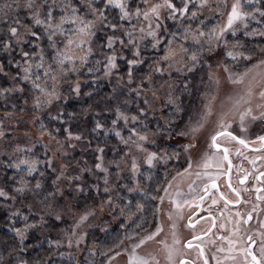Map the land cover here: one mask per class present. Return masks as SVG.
<instances>
[{
    "label": "snow or ice",
    "instance_id": "6c2138e0",
    "mask_svg": "<svg viewBox=\"0 0 264 264\" xmlns=\"http://www.w3.org/2000/svg\"><path fill=\"white\" fill-rule=\"evenodd\" d=\"M148 0H144V3L147 4ZM224 6L226 5V0H222ZM249 3L252 0H248ZM192 3L197 9L196 11H191L189 19H196L198 12L207 7L210 11L213 10V5L211 0H199V4H195L194 0H182V6L177 7L173 0H163V3L153 4L147 10H143L140 7H137L135 13H132L125 0H0V45L3 46L4 50H9L13 47V43L16 45H23L30 42L29 38H35V40H40L41 34L35 31L36 28H40L43 31V36L47 40L48 52H45L44 48H39V51H25L23 47L20 49V54L22 58V64L17 62V68L22 73L19 76V80L23 83L30 84V91L33 93V115L39 113L41 110L50 108L54 102L59 101L62 98V92L59 88V84L65 81V78L69 73H77L82 68L88 65L89 57L93 54L92 42L97 35V30H103L105 28L111 29L113 35L107 36V48L113 49L114 40L119 39V43L122 46L131 45L133 51L134 59L127 60L128 69L127 77L128 84L131 85L134 83L133 73L136 71V66L143 64L144 60L141 59L140 45L146 38L151 37V46L153 49H156L161 43L159 39L158 30L161 28L160 23V10L166 8L169 10L168 18L175 20L177 15L183 17L189 11V4ZM102 5V6H101ZM109 7L117 8L120 12V21L127 20L131 23L132 16L135 15L137 18L143 16L145 21H148L147 31L144 27L139 28L140 35H136V26L132 25L131 31H125L124 36L127 37V40L118 38L115 35L116 29L123 27L122 24L112 23L108 21L106 12ZM220 3L215 5V10H220ZM58 10V14H57ZM24 13V19L21 18V13ZM259 12L261 17H264V10L253 9L252 11L246 10L245 5L242 3V0H234L231 5V10L227 14V22L224 25L216 24L209 31H204L201 27H196L194 30L192 25H188L183 31V40L186 42L191 39L192 43L198 46L197 51H192L191 48L186 47L184 43H180L179 49H174L172 47L173 41H168V48L165 50L162 57L163 61L168 62V68H172L174 63H180L179 60H176L177 53L182 54V57H189L192 61L190 66H187L188 72H192L197 64L199 63L198 53L205 50L211 52L214 48L220 46V42L224 40L225 48H227V41L225 40L226 34L230 31L233 36L236 35V32L240 27L248 29L249 19L255 20V13ZM151 17V18H150ZM27 20L28 22H25ZM260 23V21H256ZM153 24L155 25L153 27ZM203 24V21H201ZM250 35H260L264 36V28H253L251 33H246ZM175 36V33H173ZM103 47V46H102ZM147 47V45H145ZM236 45H233L235 48ZM264 52V48L261 49ZM227 57L231 58L233 61H237L238 58L243 59L244 61L253 60V53L245 54L241 51L228 50L226 52ZM117 55L113 51L111 55L106 56L105 64V76H110L112 70L117 68L116 63ZM11 63V61H10ZM99 63V61H97ZM211 65H209V68ZM244 71L242 72H229L228 67L225 66L224 71L228 72V82L233 85H243L242 92H238L235 96H228V101L230 105L226 110L222 111L216 121V131L211 136L210 147L216 149L211 155L205 153L200 160L195 162V167L197 169H204L205 171H196L192 172L193 169V160L191 156L187 158V167L183 168L181 171L178 167L175 175H172L169 179V176L166 174L164 180L166 181V186L162 187L164 196L153 195L151 199L159 200L163 203L165 196L169 197L170 203L174 206V210L177 214V219L182 218V211L185 205H189L191 202L199 201L197 204L198 207H201L205 197L209 196L211 189H216L219 191L216 184V179L219 175L225 173H217L215 176L208 173L206 170L209 167H215L217 169L224 168V162L227 161L228 172L231 171L232 162L229 159L231 151H235V154L238 156H244V159L249 160L254 167L256 166L257 160H264V135H258L255 141H250L247 136H242L239 134H234L233 123L235 122V117L238 116L239 130L240 133H244L248 130V126L256 121L264 122V58L256 60L255 63L249 65H243ZM0 71H3V68L0 67ZM88 71L92 72V68L88 67ZM153 71L159 76H163L165 69L162 65H159L153 69ZM177 71H180L178 68ZM13 79H16L14 77ZM209 79L212 80L213 76L209 73ZM215 83L219 84V79L215 80ZM155 82L153 80V73L149 72L142 75L139 78V84L136 90L137 96L145 93L146 91L151 92L152 101L145 96L143 100L144 105L155 104L157 100L162 101L161 108L165 105L171 106L175 112L179 113L181 111L180 105V96L174 95L173 91H168L164 97L158 95L160 89L167 86L168 89H178L181 86L178 84H172L165 81L161 83L159 87H155ZM184 89L188 87L187 83H184L182 86ZM25 91L24 87L21 84H16L11 88L0 89V95L9 92H20ZM71 91L76 95L80 94V85L77 81L75 86L71 88ZM215 100V96H212L208 103L204 107V111L200 113L199 119L195 124L189 122V131H181L178 134L187 137L189 133H195L205 127L208 118L212 115V103ZM255 103L253 107V102ZM27 103V100L25 101ZM23 111V109H22ZM156 109H152L153 115L155 114ZM62 113H57L56 116L51 117V119L60 120L62 118ZM140 115L146 116L147 113L143 108L140 109ZM38 120L39 117L37 116ZM123 119L125 124L129 122V117L117 110V120ZM117 120H113L112 123L115 125ZM131 121L136 123L138 121L137 116H132ZM35 122V121H34ZM174 123V120L171 116L165 119L164 124L161 125L157 122V127L155 130H149L147 125H144L143 130H138L136 128L130 129V135L123 142L126 145H130L129 152H131V146H134L140 152H146L145 162L149 167H154L157 162L167 164L169 160L173 157L179 158V152H173L172 155H169L167 150L162 152L151 151L149 152L144 144L147 143H156L155 139L150 140L151 137H157L158 135L163 138L162 134L171 133V125ZM39 128L41 135L47 132L45 125L41 122L39 123ZM96 128H102V125L97 123ZM59 131V129H57ZM64 132L67 134V139L69 141L75 139L80 140L82 137L79 134H73L69 128H65ZM116 136L121 137V133L116 131ZM52 140H55L57 148L56 151H61L64 148V145L56 139L51 133H48ZM4 133L0 132V137H3ZM223 138V141H221ZM259 142V148H253L252 151L260 152V155H257L251 159L248 156L244 155L242 149L249 148L250 143ZM222 142L225 145L221 152ZM69 147H74V145L69 144ZM185 152L188 151L192 144L182 145ZM19 151L20 149L17 148ZM26 151L31 152L32 149L28 148ZM99 151H103L100 149ZM61 154H66L61 151ZM101 159V158H98ZM38 161L34 159L23 158L20 159L16 164L12 165L18 170H23L27 175H32L34 171L37 170L36 165ZM49 167L52 166L51 159L47 160ZM24 166L21 169V166ZM117 168H120V165H116ZM183 167V166H180ZM95 168L101 172L107 174L108 169L103 166L102 159L101 163H97ZM131 170L135 174L138 172V164L133 157ZM238 171H243L244 176L240 178L239 183L241 185L245 184L248 176L251 174L246 169L238 168ZM43 175V173H41ZM65 173L63 170L60 171V174L53 181V184H56ZM195 175L196 179L191 180L188 184L189 192L186 195L177 188L174 194L169 193V189L172 188L174 181H181L185 179H190ZM70 180H79L80 177L77 175L75 177H70ZM256 180L264 183V172H261L258 176L255 177ZM19 187L15 189L17 193L24 194L27 191H31L28 188V181H25L23 178L20 179ZM104 192L108 193L110 188L108 186L107 175L104 179ZM42 185L39 181L35 184V189H41ZM228 187L235 194L236 199L231 200L225 197L223 193H220V199L224 200L225 210L221 211L220 218L221 222L218 227L223 232L228 233V235H220L216 237V240L221 241V244L216 245V253H223V256H217L213 254L212 259L216 264H226V262H231V264H264V221L259 222V229L254 230L250 221L253 219V212L257 211L258 205H253L251 211L246 213H241L236 211L234 214L230 209H228L229 204H239L242 202V192H248L249 189H237L233 187L231 180L229 179ZM77 191H83V188L79 185H76ZM161 187H157L159 192ZM129 192L140 191L142 195H146L141 188L137 185L136 187L128 188ZM203 191V195L200 192ZM256 199L258 201L264 200V189L257 188ZM56 192H60L63 195V192L60 190L59 186L56 188ZM195 193V195H192ZM48 195L54 196L55 193H49ZM0 197L9 198L8 194L0 189ZM46 199V198H45ZM212 204L217 203V199L212 197ZM111 197H109L108 203H111ZM248 203V201H243ZM45 207H48L46 204ZM137 210L142 211L143 205L137 203ZM123 211V210H122ZM159 211V209H157ZM227 212V216H225ZM50 215H54V218L57 221L63 219L61 213L59 212H50ZM92 212H85L81 215L76 223L72 226L71 230L67 233V247L72 248L73 245L79 249L80 244L84 242L86 233H78V229L81 228L83 224L88 220L89 216L93 215ZM19 211L13 212L12 216H19ZM169 220L173 219L172 214L168 216ZM212 219V226L217 227L216 218L209 216ZM22 219L26 222L28 220L27 216H23ZM41 222L44 221V217H40ZM36 224L25 223L23 228H13L15 237L18 240V246L13 247L9 250L8 255L9 259L4 261L0 258V264H29L25 259L16 256L13 258L14 252H24L26 245L24 244L25 240L28 238L27 233L30 229L36 228ZM140 225H137V228H140ZM188 227H195L192 223L191 217H189ZM177 225L175 222L171 224V243L167 240L158 241L162 245L164 252V260L166 264H198L200 260L203 261V264H209L208 258L205 256L204 247L202 246L204 241L201 235L193 234V240H200V244L193 245L192 241L183 242L177 235L176 232ZM146 231V230H145ZM163 231V228L157 224L154 231H146L145 235H140L139 232H132L126 234L124 239L132 241L130 244V251L126 248L123 249V252L128 254L127 264H160V260L155 255L141 256L138 254L137 249L141 248L149 241H155L156 237L160 235ZM208 232H211V229H208ZM207 233H204L206 235ZM123 239L118 240L113 246L109 247L107 250H101V255L106 257L104 264H111V261L117 256H120L122 252L114 251L115 248H119L123 244ZM214 245L216 241H211ZM57 247L62 246L61 241L57 240L55 242ZM226 244V247L224 246ZM185 249H195L196 257L189 259V254ZM109 253H113L109 255ZM96 253L89 250V257L94 258ZM44 264H51V257L44 262ZM78 264V262H74ZM88 264H95L93 259L88 260Z\"/></svg>",
    "mask_w": 264,
    "mask_h": 264
},
{
    "label": "rangeland",
    "instance_id": "374dc122",
    "mask_svg": "<svg viewBox=\"0 0 264 264\" xmlns=\"http://www.w3.org/2000/svg\"><path fill=\"white\" fill-rule=\"evenodd\" d=\"M178 1L180 2L177 3ZM125 2L127 3L129 10L132 13H135L137 7H140L142 11L147 10L153 4L163 3V0H148L147 4L144 3V0H125ZM211 2L213 5V10L210 11L207 7L201 9L197 14L196 19H189L191 13L189 14L187 13L188 18L184 20L181 24H178L173 31L169 29V23L174 21H180L181 16L177 15V18L175 20L170 19L168 18L169 10H167L166 8H162L160 10L161 28L158 30L159 39L161 43L158 45L156 49H153L150 42L152 38L148 37L143 42H141L140 45L141 59L143 60L147 59L148 57L147 56L145 57L144 55L150 54V51L152 50L154 51L155 54L160 55L157 56L155 59H153L154 62L149 64L150 70L144 73V74H147L149 72L153 73V80L155 82L154 86L159 87V85L161 83H165V81H167L168 83L178 84L181 86L178 89H168L167 86H165V88L160 89V91L158 92V95H160L161 97H164L168 91H173L174 95H179L180 96L179 102L181 105V111L179 113L175 112V110L171 106L165 105L163 108H161L162 101L160 100H157L155 104H151V103L150 105L143 104V100L145 99V96H147L150 101H152V96L150 91H146L145 93L137 96V92L135 90L137 89L139 84L137 83L138 82L137 75H133L134 83L129 85L127 70L122 71L121 70L122 68H120L121 76L117 74V72H119L118 70L119 65L123 64L125 66L127 60L130 59L129 56H131V59L136 58L133 56L134 50L132 49L131 45L122 46L119 43V39L114 40L113 49H111L110 53L106 54V56L111 55L112 52L114 51L117 55V59H116L117 68L112 70V74L110 76H107V80H111L110 79L111 77L117 78L114 79V83L116 85L113 89L116 92L115 93L116 103H118L114 120H117L118 109L120 112L126 114L129 117V122L127 124H125L123 119H119L117 120L116 123L117 127H115V125H113L112 123V125H108L107 128H105L107 131L110 132L111 130L110 127H114V131L116 130L121 133V137H117L119 140L118 141L119 150L121 151V153L117 156V158L114 159V157L111 156L108 159L107 155L105 154V151L104 150L102 152L99 151L100 148H98L97 146H93L95 144H91V147L88 148L87 145L84 144V142H82V139L84 140L85 137L82 134V132L77 130L73 132L71 131V128L69 126H64V123L59 124V126L54 130L49 131L47 129V132L41 135L40 128L37 127L35 123L36 122L38 123L43 119L42 115H38L39 117L38 120L36 119L37 114L30 115V114H26L24 111L15 114L10 113L3 115V118L0 121V132L4 133V136L0 137V174L1 171H3L2 166L5 165L6 161L9 162L10 159H12L13 165L17 163L16 160L19 161L20 159L23 158H28L30 160L34 159L38 161L36 165L37 170L43 168L44 165L46 164L45 169H43L41 172H49L53 176L55 175V179L60 174L61 170L64 171L65 173L64 177H62L59 181L56 182V184H54V188L55 187L57 188V186H59L60 190L63 192L64 189H65L64 191H66L68 190L69 187L73 186L72 183L79 185L80 187L83 188V191H77V188L73 187L72 188L73 193L69 197L64 192L63 195H61L60 192H56V189L54 190L55 193L54 196L47 195L45 197L44 195H40L43 196L42 198L43 201H47L49 205L53 204L52 207L46 208L44 210V213L41 215L44 217L43 223H45V221L48 219L47 214L53 211H57L61 214H65L70 218V222L68 219L63 220L69 223L60 226L58 230L59 233H57L54 236V238H51V236H49L46 239V241H48L51 246H54L57 249L58 251L57 259H69L78 262V264H88V260L93 259L95 261V264H104L105 260L101 258L98 247H101L102 244H100V242L106 239L105 238L106 235L109 232L113 231L114 229L117 230L119 227L122 229L123 232H126L128 228H131L128 233H132L134 232V228L131 225H129V223L131 224V222L134 221L136 227L137 225H139V223H141V220L136 219L140 210H137L136 207L137 201H135L136 198L132 196L133 193L137 195V193L139 192L136 191L131 193L128 191V188L136 187L137 185L139 186V188H141L140 179L144 177L143 176L144 172H146V175L150 174V178H151L153 175L160 173L159 170L162 169L163 173L161 174V178H162L161 182L163 183L164 186H166V181L164 180L165 175L167 174L170 179L172 175H175V172L178 167L180 168L181 171L183 170V168H186L187 158L189 156H191L193 160V169H192L193 173H195L196 171L204 170V169H197L195 167V162L200 160L205 153L211 155L208 151V144L211 141L210 137L216 131L217 118L219 114L222 111L226 110L227 107L230 105V101H228L227 99L228 96L230 95L235 96L238 92H242L244 87L243 85H233L229 83L227 79L228 72L224 71L225 66L228 67L229 72H232L231 69L232 67H234L233 65H230L234 63L230 62V58L227 57L226 52L228 50L240 51V44H241L240 40L241 38L243 39V37L240 34L237 35V33L240 32L239 30L241 29V27L236 32L235 36H233L230 31L226 34L225 40L227 41V48H225L224 40H222L220 42V46L214 48L211 52L207 50V47H205L204 51L199 52L198 53L199 63L192 72H188L187 70V66H190L192 63L189 57H183L181 59L182 54L178 52L176 56V60H179L180 63H174L172 68H168L167 66L168 62L163 61L162 57L164 55L165 50L169 46L168 41H173L172 47L174 49L178 50L180 43H184L185 46L191 48L192 51H197L198 46L193 44L190 38L186 42L183 40V31L188 25L191 24L193 30L199 26L204 31H209L216 24H220V25L226 24L227 14L228 12H230L231 5L234 2V0H226L227 6H224L222 0H211ZM173 3H175L177 7L182 6V0H173ZM194 3L199 4V0H194ZM217 3H220L221 5L219 11L215 10V5ZM242 3L245 5L246 10L249 11H252L253 9H260V10L263 9V7L260 5L259 0H252L251 3H249L248 0H242ZM133 4L134 6L132 9L131 6ZM191 4L192 3L189 4V7ZM116 10L119 12L118 9ZM196 10L197 9L193 6V11ZM106 15L107 17H109V14ZM201 21H203V24H201ZM119 22H121L120 24H122L123 27L117 28L115 35L116 37L125 40H127V37L124 36V32L131 31L132 25L136 26L137 36L140 35L139 33L140 27H144L146 31L148 28V21H145L143 19V16L137 18L135 15H133L131 19V23H129L127 20L125 21L119 20ZM260 25L262 28H264L263 21H260ZM154 26L155 25L153 24V27ZM105 30L111 32V35L113 34V31L111 29L105 28ZM173 33H179L180 38L178 40L174 38L173 39L168 38L169 36H173ZM105 38H107L106 35ZM94 39L93 41H95ZM34 44L36 48H38L37 51H39V48L42 47L41 44L37 40L34 41ZM147 44L148 46L145 47V45ZM233 45H236V47L233 48ZM253 51L257 52L256 49H254ZM90 57L88 63L90 62ZM158 64L162 65L165 69L163 76H159L153 71V69L157 67ZM209 65H211L210 68ZM178 68L180 69V71H177ZM82 70L83 68L79 72L72 74V77L74 75L76 76L75 77L76 79L72 81V85L71 83L66 85L64 81L61 82L59 84L60 90L62 91L64 86H66V88L71 90V88L75 86L77 81L79 82L80 86L82 83H86L89 80L88 78L89 75L92 73H89L87 69L86 72L84 73L85 78L81 80L79 76L81 75L80 73ZM242 71H244V69ZM103 73H105V66L103 67ZM209 73H211L213 76L212 80L209 79ZM70 75L71 73H69V76ZM122 77L127 78V80L124 83L123 81L121 82L119 81ZM216 79H219L218 85L215 83ZM122 83L127 88H129V86L131 87V89L127 91V94L122 95L121 93ZM184 83L188 84V87L186 89L182 87ZM91 85L93 86V84ZM122 96H124L125 99H123ZM212 96H215V100L212 103V115L208 118L205 127L199 130L198 132L195 133L190 132L187 137L183 135H179L178 133L181 131H185V132L189 131L190 121L191 124L193 125L195 124V122L198 120V117L200 116V113L204 111L205 105L208 103L209 99ZM120 102H123L124 105L121 104L119 105ZM256 102L258 101L254 100L253 107ZM52 108L54 110L55 103L53 104ZM141 108H143L147 113L146 116L140 115ZM153 108L156 109L154 115L152 113ZM83 113H85V111H83ZM132 116L138 117V121L136 123H133L131 121ZM169 116L176 119V123H178L177 128H173V125H171L170 135L162 134L163 138H161L160 135L154 138L150 136V140L155 139L156 143L155 144L147 143L144 144V147L149 152L151 151L162 152L163 150L166 149L169 155H172L173 152H179L180 157L179 158L173 157L171 160L168 161L167 164L157 162L154 167H149L145 162V157L147 153L138 151L134 146H131V152H129L130 145H126L123 142V140H126L129 137L130 129L136 128L142 131L144 125H147L149 130H155L157 127V122L163 125L165 119L169 118ZM66 120L70 121L68 119ZM75 120L76 119L74 118L72 121H70V123L74 122ZM235 120L238 122V116L235 117ZM61 122H64V120H62ZM88 125H89V121H88ZM60 126L61 128L64 129L69 128L74 135L79 134L82 138L78 141L75 139L69 141L67 139V134L64 132V130H62L63 136L60 133V131H57V129H59ZM86 132L87 134H89L90 137L88 126ZM175 132L177 134L173 135ZM48 133H51L53 136L56 137V139H58L61 142V144L64 145V148L61 151L66 154H61V151H56L57 148L56 142L55 140H52L50 138ZM7 135L12 136V139L8 140L6 138ZM91 140L93 141L92 138ZM69 144L74 145V147H69L68 146ZM185 144H192L193 147H191L190 149H188L187 152H185L182 147V145ZM120 145L124 147L122 148L120 147ZM17 148H19L20 150L18 151ZM28 148H31L32 151L42 150L43 157L51 159L52 166L49 167V165H47V162L35 158L34 155L30 154L31 152L26 151V149ZM177 149H180L181 151L179 150L177 151ZM94 150L96 152L93 154H95L96 156L95 159H93V164H89L88 167L87 166L84 167L80 162L82 161L83 157L87 154L88 151L94 152ZM80 151H82L81 153L82 156L79 159L73 161L66 160L67 154L69 156H74L76 155V153H79ZM133 157H135L139 169L138 172L135 174L131 170ZM98 158L102 159L103 166L108 169L107 174L95 168V165L97 163H101V159ZM117 164L120 165V168L116 167ZM84 171L92 172L95 176V181H98L99 183L94 184L93 186L86 184L84 178L85 176ZM77 175L80 177L79 180L69 179L70 177H75ZM105 175H107L108 186L110 188V191L108 193L104 192ZM195 179L196 177L195 175H193L190 179L183 180V182L179 180L174 181L172 188L169 189V193L174 194L177 188H179L180 191H182L187 195L189 192L188 184L190 183L191 180H195ZM29 189L36 190L35 188H29ZM37 191L39 190H36L34 193L39 194ZM51 193H53V191ZM192 195H195V193H193ZM9 196L12 198L13 203L17 204L15 194L14 195L10 194ZM161 196H164V192ZM109 197H111L112 200L111 203H108ZM76 199H80L81 202L75 208L74 203L76 202ZM126 199H128L127 202ZM94 202L96 204H94ZM190 206L191 203L189 205L184 206L182 211V218L180 219H184L186 217L187 211ZM130 207L132 208V210L134 209V211H132V214L130 216L125 217L124 213ZM158 209L159 211L157 215V224H159L163 228V231L160 233L159 236L156 237L155 241L147 242L141 248L137 249V252L141 256H148L150 254L155 255L160 260V264H166L164 260V252L162 249V245L159 244L158 241L167 240L169 243H171L172 237H171V231L169 229L171 228V224L173 222L177 224L179 222V219H177V214L174 210V206L170 203L168 196H165L163 203H161L160 201L158 202ZM85 212H92L94 214L89 216L85 224H83L81 228L77 230L78 233L80 232L86 233L84 242L80 244L79 249H77L75 245H73L72 248H68L67 233L76 223V220ZM170 213L173 216L172 220H169L168 218ZM123 219H126L128 223L123 227H121L120 224L123 223L122 222ZM96 237H98L99 240H101L98 244L95 242L94 239ZM57 240L61 241L62 246L60 247L56 246L55 242ZM131 243L132 241L128 242L126 239L123 242V245L125 244L123 249L127 248L130 251ZM46 245L47 244H45L44 246ZM90 249L96 253L94 258L89 257ZM122 250L120 251L122 252V254L120 256H117L115 259H113L111 261V264H127L128 254L126 252H123Z\"/></svg>",
    "mask_w": 264,
    "mask_h": 264
},
{
    "label": "trees",
    "instance_id": "16d2710c",
    "mask_svg": "<svg viewBox=\"0 0 264 264\" xmlns=\"http://www.w3.org/2000/svg\"><path fill=\"white\" fill-rule=\"evenodd\" d=\"M179 2L180 1H178L177 3ZM133 6L134 4L131 6L132 9ZM193 6V4L190 5V11L188 12V14L193 11ZM116 9L117 8L112 9L109 7L106 14H109L108 21L120 24V14ZM21 18H25L23 12L21 13ZM187 18L188 17L186 14L185 16L180 18V21L170 22L169 29L173 31L178 24H181ZM25 22L28 21L25 20ZM35 31L40 33L42 37L40 40L37 41L41 44L42 48H44L45 52H48L49 49L47 48V40L43 36L42 29L36 28ZM105 35L110 36L111 32L105 29L97 30V35L94 39L95 41L92 42V47L94 50L93 54L90 57V62L88 63V65L81 71V75L79 76V78H81V80L85 78L84 73L86 72L88 67L92 68V72H89L92 74L89 75V80L86 83L81 84L80 94L76 95L70 89L66 88V86H64L61 91L62 98L58 102H54V110L52 108L53 105L50 108L41 110L39 113H37V116L42 115L43 119L38 123L36 122L35 124L37 127H39V123L42 122L45 125L46 129L51 131L56 129L59 124L64 123V126H69L71 128V131L74 132L75 130H77L82 132V134L85 136L84 140L82 139V142H84V144H86L88 148L91 147V144H95L93 146H97L98 148L103 149L105 151V154L107 155L108 159L111 156L115 159L121 153V151L119 150V140L115 134L116 130L114 131V127H110L111 130L109 132L105 128H107L108 125H112V121L114 120L116 109L118 107V103H116L115 99L116 92L113 90L116 85L114 83V79L117 78L111 77V80H107V76H105V74L103 73V67L106 64V54L110 53L111 51V49H108L106 46L107 38H105ZM102 37H104L105 39ZM168 38H174L178 40L180 38V35L179 33H175V36H169ZM29 41L30 42L25 43L23 45H16L15 43H13V47L9 50H4L3 46L0 45V67L3 68V71H0V89L11 88L16 84H21V86L25 89L23 93L9 92L0 95V121L3 118L4 114L19 113L22 111V109L26 114H33V106L31 105L33 101V93L30 91L31 86L30 84L23 83L19 80V76H21L22 73L17 68V62H20L21 64L23 63L20 54L21 47H23L25 51L29 52L38 50V48H36L34 44L35 38H29ZM144 56H147L148 58L144 59L143 64L136 66V71L133 73V75H137L138 77L137 83H139V78L146 71L150 70L149 64L154 62L153 59L160 55L155 54L152 50L150 51V54ZM129 57L131 59V56ZM97 61H99V63H97ZM128 67L129 66L127 63L125 66L123 64H120L118 68L119 72H117V74L121 76L120 68H122L121 70L124 71L127 70ZM72 74L73 73H71L70 76L68 75L65 78L64 83H66V85H68L69 83H71L72 85V81L76 79V76L74 75L72 77ZM14 77H16V79H13ZM126 80L127 78L122 77L119 81H123L124 83ZM123 83L121 89L122 95L127 94V91L131 89L130 86L129 88H127ZM91 84H93V86ZM122 97L123 99H125L124 96ZM26 100L27 103H25ZM120 104L124 105L123 102H120L119 105ZM83 111H85V113H83ZM58 112L63 114L62 118L60 120L51 119V117L56 116ZM74 118L76 120L70 123V121H72ZM66 119L70 121H67ZM62 120H64V122H61ZM173 120V128H177L178 123H176L175 118H173ZM97 123L102 124V128L99 130L96 129ZM87 126L89 128L90 137L93 139V141L89 137V134H87L86 132ZM115 127H117L116 124ZM62 130H64V128H61L60 126L59 131L63 136ZM175 134L177 133L175 132L173 135ZM6 138L10 140L12 139V136L7 135ZM120 147L123 148L124 146L120 145ZM178 150L181 151L180 149H177V151ZM95 152V150L94 152L88 151L80 163L84 167H88L89 164H93V159H95L96 156L93 153ZM81 153L82 151L76 153V155L74 156H69L67 154L66 160H77L82 156ZM30 154L34 155L35 158L44 162H47L48 160V158L43 157L42 150L31 151ZM16 162H18V160H16ZM12 165V159H10L9 162L6 161L5 165L2 166L3 171H1L0 174V189H3L9 197L7 199L5 197H0V258H2L4 261H7L9 259V250L13 247L18 246V240L15 237L13 228H23L25 223H29L36 224L37 227L28 231V238L24 242V244L26 245L25 251L22 253L14 252L13 258L19 256L20 258L27 260L29 264H44V262L48 260L49 257H51V264H74L75 261L69 259H57V249L54 246H51L48 241H46L49 236H51V238H54V236L59 233L58 230L60 226L69 223L70 218L65 214H61L63 219L57 221L54 218V215L47 214L48 219H45V223L41 222L40 220V216L44 213V210L53 206V204L49 205L47 201H43V196L40 195H44L46 197L52 191L54 193V190L56 189V187L54 188L53 184V181L55 180V175L53 176L49 172H41L43 169H45L46 164L43 168L34 171L32 175H27L25 171L18 170ZM23 168L24 166L22 165L21 169ZM159 172L160 173L153 175L151 178L150 174L146 175V172L143 173L144 177L140 179V182L141 188L143 192L146 193V195H142L140 191H138L139 193H137V195L135 193L132 194V196L136 198L135 201L144 206L143 210L139 211L138 216L136 218L138 220H141V223H139L141 227L137 228L136 224H134V221L131 222V224L129 223V225L134 228V232H139L140 235H145L146 231H154L157 226V209L159 200H153L151 199V197L153 195L161 196L163 194L162 187L164 185L161 182V174L163 173V170L161 169L159 170ZM41 173H43V175H41ZM84 175L86 184L93 186L94 184L99 183L98 181H95V176L92 172L84 171ZM21 178H23L25 181H28V188H35L36 182L39 181L42 185L41 189L37 191L39 194H35L34 192L36 190L34 189L29 192L27 191V193L25 192L24 194H20L14 191L17 187H19L18 182ZM72 184L73 186L69 187L68 190H63V192L68 195V197L73 193L72 188L76 187V184ZM158 186L161 187V190L159 192L157 191ZM10 194H15L17 204L13 203L12 198L9 196ZM127 201L128 199H126V202ZM80 202V199H76V202L74 203L75 208ZM46 204L48 205V207H45ZM94 204L96 203L94 202ZM16 211H19L20 215L12 216V213ZM132 211H134V209L132 210L131 207L127 211H125V217L130 216L132 214ZM23 216L28 217V220L26 222L22 219ZM66 219H68L69 222L63 221ZM122 222L123 223L120 224L121 227L128 223L126 219H123ZM130 229L131 228H128L126 232H123L120 227L117 230L114 229L106 235V239L102 242H100L101 240H99L98 237L94 238L97 244L100 242V244L103 245H101V247H98L99 252L101 253V250H107L109 247L117 243L118 240L124 239ZM125 240L126 239H124V241ZM127 241L131 242L129 240ZM45 244H47L48 246H44ZM124 246L125 244H121L120 247L115 248L114 251H121ZM112 254L113 253H109V255ZM101 258L106 260L105 256L101 255Z\"/></svg>",
    "mask_w": 264,
    "mask_h": 264
},
{
    "label": "flooded vegetation",
    "instance_id": "af4514ba",
    "mask_svg": "<svg viewBox=\"0 0 264 264\" xmlns=\"http://www.w3.org/2000/svg\"><path fill=\"white\" fill-rule=\"evenodd\" d=\"M260 5L263 7L264 10V0H259ZM256 21H263L264 17H261L259 15V12L255 13V20L249 19V27L248 29H244L241 27L239 30L240 32L237 33L242 35L243 39L240 40V51L244 52L245 54L253 53V60L251 61H244L243 59L238 58L237 61H233L230 58V62L234 64V67H232V72H242L243 65H251L252 63H255L256 60L260 58H264V52L261 51L262 48H264V38L260 35H250L246 33H251L253 28H262L260 23H256ZM264 27V26H263ZM259 36V37H258ZM256 49L257 52H254L253 50ZM242 69V70H241ZM200 117V116H199ZM198 117V119H199ZM233 131L234 134H239L242 136H247L250 141H255L256 137L258 135H264V122L256 121L251 123L248 126V130L244 133H240L239 130V122L235 120L233 123ZM211 138V137H210ZM221 141H223V138H221ZM211 143V141H210ZM210 143L208 144V151L210 154L216 151V149L210 147ZM224 146L231 145H225L223 142L221 144V152ZM260 144L257 141L256 143H250L249 148L242 149L245 156H248L249 159L260 155V152H254L252 151L253 148H259ZM229 159L232 162V168L231 171L228 172V164L227 161L224 162V168L223 169H217L215 167H209L206 171L213 176H215L217 173H225L222 175H219V177L216 179V184L218 186L219 191L216 189H211L209 196L205 197L203 204L201 207H198L197 204H199V201L191 202V206L189 207L187 211V215L184 219H179V222L176 224V232L178 237L183 241L187 242L189 240L192 241L193 245L200 244V240H193V234L201 235L202 239L204 241L203 247L205 256L208 258L209 264H216V262L212 259L213 254H216L217 256H223V253H216V245L221 244V241L216 240L217 236L220 235H228V233L223 232L221 229H219L218 225L221 222L220 213L221 211L225 210V204L224 200L220 199V193H223L226 198L235 200L236 196L232 192V190L228 187L229 179L231 180V183L233 187L237 189H243L247 188L249 189L248 192H242V202L239 204H229L228 209L232 211L234 214L236 211H240L241 213H246L252 210L253 205H258L257 211L253 212V219L250 221V225L254 230L259 229V222L264 221V200L258 201L256 199L257 196V188L264 189V183L258 181L255 179L256 176H258L261 172H264V160H257L256 166L254 167L251 163H249V160L244 159V156H238L235 154V151H231L229 155ZM238 168L246 169L249 173H251L248 176V179L246 180L245 184L241 185L239 183L240 178L244 176L243 171H238ZM205 171V170H201ZM201 195H203V191L200 192ZM212 197H215L217 199L216 204H212ZM243 201H248V203H244ZM216 218V224L217 227L212 226V219L209 218V216ZM227 212H225V216H227ZM189 217H191L192 223L195 227H188L189 223ZM208 229H211V232H208ZM170 231L171 228L169 229ZM204 233H207L204 235ZM211 241H216V244L214 245L211 243ZM226 247V244L224 245ZM185 251L189 254V259H193L196 257V251L195 249H185ZM198 264H203V261L200 260ZM226 264H231V262H226Z\"/></svg>",
    "mask_w": 264,
    "mask_h": 264
}]
</instances>
